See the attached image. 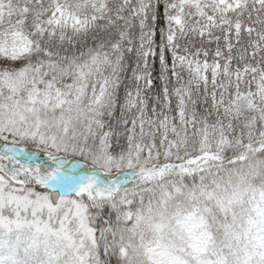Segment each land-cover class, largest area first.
<instances>
[{
	"label": "snow or ice",
	"instance_id": "6c2138e0",
	"mask_svg": "<svg viewBox=\"0 0 264 264\" xmlns=\"http://www.w3.org/2000/svg\"><path fill=\"white\" fill-rule=\"evenodd\" d=\"M0 264H264V0H0Z\"/></svg>",
	"mask_w": 264,
	"mask_h": 264
},
{
	"label": "trees",
	"instance_id": "16d2710c",
	"mask_svg": "<svg viewBox=\"0 0 264 264\" xmlns=\"http://www.w3.org/2000/svg\"><path fill=\"white\" fill-rule=\"evenodd\" d=\"M161 11H163L162 8H161ZM158 27L159 28H164V23L163 22H158ZM157 42L159 43V35L157 37ZM215 47L216 46L214 44L211 45L212 49H214ZM220 47L223 49V47H224L223 43H221ZM234 53L236 55H239L238 50L234 49ZM209 62H211V54H210V57H209ZM169 63H171L170 55H169ZM233 63H234V66H235L236 62L234 61ZM129 64L131 65V67L126 65V72H125V75L122 77V81L123 82H122L121 88H120L119 93H118V95H119L118 104L122 103L123 100H124V95H125L124 89H125V86H127L128 88H131V85H132V68H134L135 65L131 64V62H129ZM150 67L152 69V75H153V87L151 89H148V95L149 96H151L153 94L160 95L161 90H162V86H163V81L161 79H159L160 73H161V66L159 64V61L158 60L154 61L152 64H150ZM173 84H174V81H173ZM169 87L171 88L172 84H170ZM172 102H173V108H174L175 107V103H176L175 97H172ZM149 103H150V106H151L152 101L150 100ZM171 114L174 115L175 113L173 112ZM119 115H120V113L118 112L117 113V117H119Z\"/></svg>",
	"mask_w": 264,
	"mask_h": 264
},
{
	"label": "rangeland",
	"instance_id": "374dc122",
	"mask_svg": "<svg viewBox=\"0 0 264 264\" xmlns=\"http://www.w3.org/2000/svg\"><path fill=\"white\" fill-rule=\"evenodd\" d=\"M38 160L43 161V160H46V159H45V158H38L37 161H38Z\"/></svg>",
	"mask_w": 264,
	"mask_h": 264
}]
</instances>
